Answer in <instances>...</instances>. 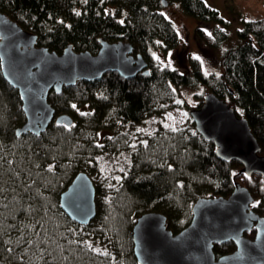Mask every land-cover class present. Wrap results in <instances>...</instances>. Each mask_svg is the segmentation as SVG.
I'll use <instances>...</instances> for the list:
<instances>
[{
	"label": "trees",
	"instance_id": "1",
	"mask_svg": "<svg viewBox=\"0 0 264 264\" xmlns=\"http://www.w3.org/2000/svg\"><path fill=\"white\" fill-rule=\"evenodd\" d=\"M165 1L179 2L196 20L194 36L202 46L221 51L226 22L205 0ZM161 2L0 0V12L49 51L60 54L72 44L77 52L95 54L99 38L122 40L145 58L149 71L128 79L108 72L60 94L51 91L56 113L70 115L73 124L52 121L39 136L17 137L15 129L25 121L21 101L0 70V264H138L131 229L139 215L161 213L167 229L178 233L189 224L198 198L228 197L236 182L250 191L251 208L264 216V179L238 175L237 162L219 160L213 143L195 130L182 97L188 89L197 107L209 92L228 102L247 120L264 156V18L244 20L236 45L219 55L217 71L205 74L193 57L183 68L150 62L157 46L167 50L180 43ZM111 120L150 130L114 132L100 153L93 138ZM80 171L93 177L96 192V214L87 225L72 221L59 204ZM244 235L253 238L255 231ZM234 249L228 242L213 251L218 258Z\"/></svg>",
	"mask_w": 264,
	"mask_h": 264
},
{
	"label": "water",
	"instance_id": "2",
	"mask_svg": "<svg viewBox=\"0 0 264 264\" xmlns=\"http://www.w3.org/2000/svg\"><path fill=\"white\" fill-rule=\"evenodd\" d=\"M162 6L167 2L162 0ZM99 50L75 51L67 45L62 53L37 45V36L0 12V70L17 90L24 123L15 129L21 137L39 136L52 121L71 126L68 114H57L49 102L51 91L60 94L77 81L93 82L108 72L124 79L147 75V61L133 54L130 42L98 39ZM195 130L214 145L215 156L240 165L238 175L264 179V156L247 120L225 100L206 93L189 112ZM95 186L85 171L78 172L60 194L59 204L72 221L87 225L95 217ZM250 191L236 182L228 197H200L191 207L189 224L173 233L158 212L139 215L131 229L133 255L138 264H264V216L252 208ZM254 229L253 238L244 235ZM232 242L235 249L216 258L215 245Z\"/></svg>",
	"mask_w": 264,
	"mask_h": 264
},
{
	"label": "rangeland",
	"instance_id": "3",
	"mask_svg": "<svg viewBox=\"0 0 264 264\" xmlns=\"http://www.w3.org/2000/svg\"><path fill=\"white\" fill-rule=\"evenodd\" d=\"M207 4L218 12L219 16L226 22L224 32L226 38L223 39L220 50L209 49L202 46L194 36V29L196 27V20L191 16L183 13L179 2H172L165 7H162L161 13L173 24L178 31L180 43L177 47L164 50L161 46L154 48L150 56L148 57L150 62L159 64L163 67L170 68H183L188 64L189 57L197 58L201 63L202 71L205 74H209L212 71H217L215 62L219 55L226 49L233 47L237 43V31L240 29L244 20H255L264 18V0H205ZM231 45V46H229ZM195 92V91H194ZM192 90L182 91V97L186 100L189 106V112L192 108L197 107V102L192 95ZM196 94L203 95L204 92L196 90ZM80 111L83 112L82 109ZM189 114V113H188ZM148 128L128 127L123 124H119L117 121L111 120L104 130H100L95 133L93 141L99 145L98 151L106 146L105 138L111 136L114 132L118 134H125L131 136V134H141L144 131L148 132ZM124 132V133H123ZM117 136V139L122 138ZM113 143V141H111ZM111 145V144H110ZM110 149V148H108ZM89 165H92L89 163ZM122 167V165L119 164ZM119 171H123L124 168L118 167ZM93 181V177L90 176Z\"/></svg>",
	"mask_w": 264,
	"mask_h": 264
},
{
	"label": "snow or ice",
	"instance_id": "4",
	"mask_svg": "<svg viewBox=\"0 0 264 264\" xmlns=\"http://www.w3.org/2000/svg\"><path fill=\"white\" fill-rule=\"evenodd\" d=\"M197 59H199V57H197Z\"/></svg>",
	"mask_w": 264,
	"mask_h": 264
}]
</instances>
